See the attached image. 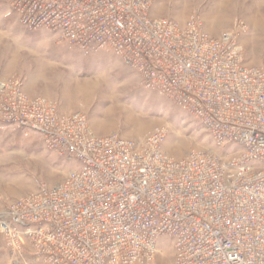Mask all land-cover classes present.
<instances>
[{
	"label": "built area",
	"instance_id": "built-area-1",
	"mask_svg": "<svg viewBox=\"0 0 264 264\" xmlns=\"http://www.w3.org/2000/svg\"><path fill=\"white\" fill-rule=\"evenodd\" d=\"M31 31L86 53L112 52L200 119L220 154L164 150L165 126L140 138L97 135L82 110L62 113L0 76V124L41 135L79 161L64 180L0 207L11 264H264V63L248 64L247 26L212 36L199 14L153 15L152 0H3ZM29 252V251H28Z\"/></svg>",
	"mask_w": 264,
	"mask_h": 264
},
{
	"label": "rangeland",
	"instance_id": "rangeland-1",
	"mask_svg": "<svg viewBox=\"0 0 264 264\" xmlns=\"http://www.w3.org/2000/svg\"><path fill=\"white\" fill-rule=\"evenodd\" d=\"M152 4L157 17L186 22L199 14L206 31L215 37L244 22L247 28L240 40L246 61L264 63V0H152ZM0 76L21 80L30 97L55 99L62 113L82 110L97 135L140 138L165 126L169 135L164 150L177 158H185L193 150L228 154L241 149L237 144L216 146L200 119L166 95L145 88L140 75L112 52L86 53L61 43L46 29L31 31L3 0ZM79 166L69 154L48 148L38 133L0 124V207L34 192L39 183L64 180ZM160 249L162 264L173 259L172 239L162 238ZM28 251L27 259L38 264ZM0 264H11L2 235Z\"/></svg>",
	"mask_w": 264,
	"mask_h": 264
},
{
	"label": "bare ground",
	"instance_id": "bare-ground-1",
	"mask_svg": "<svg viewBox=\"0 0 264 264\" xmlns=\"http://www.w3.org/2000/svg\"><path fill=\"white\" fill-rule=\"evenodd\" d=\"M86 88H89L90 89V87H88V85H86ZM82 89H84V88H82ZM91 91V90H90Z\"/></svg>",
	"mask_w": 264,
	"mask_h": 264
},
{
	"label": "crops",
	"instance_id": "crops-1",
	"mask_svg": "<svg viewBox=\"0 0 264 264\" xmlns=\"http://www.w3.org/2000/svg\"><path fill=\"white\" fill-rule=\"evenodd\" d=\"M26 88V87H25Z\"/></svg>",
	"mask_w": 264,
	"mask_h": 264
}]
</instances>
